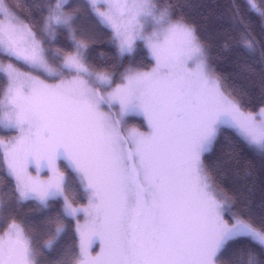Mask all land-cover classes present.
I'll return each mask as SVG.
<instances>
[{
  "label": "snow or ice",
  "instance_id": "obj_1",
  "mask_svg": "<svg viewBox=\"0 0 264 264\" xmlns=\"http://www.w3.org/2000/svg\"><path fill=\"white\" fill-rule=\"evenodd\" d=\"M35 6L38 24L0 0V128L17 133L0 139V181L11 180L0 187V264H41L42 250L56 253L48 264H264V214L250 198L218 191L202 159L221 126L264 157V106L245 110L237 90L226 88L211 65L210 44L180 5ZM252 15L264 35V0H231L236 46L259 53L264 65V39L252 31ZM82 17L110 33L117 61L133 57L140 42L152 67L130 64L117 82L115 71L90 66L97 38ZM62 32L70 47L58 44ZM130 115L142 116L148 130L129 127ZM84 196L87 204L78 205ZM29 202L32 215L20 216ZM241 238L250 243L224 259L229 242Z\"/></svg>",
  "mask_w": 264,
  "mask_h": 264
},
{
  "label": "trees",
  "instance_id": "obj_2",
  "mask_svg": "<svg viewBox=\"0 0 264 264\" xmlns=\"http://www.w3.org/2000/svg\"><path fill=\"white\" fill-rule=\"evenodd\" d=\"M3 2L18 12L25 21L38 24L42 13L35 5L41 0H3ZM237 2L244 4V0H237ZM172 3L180 5L179 11L185 14L189 22L197 26L199 36L210 44L211 65L218 74L223 76L227 89L237 90L245 110L251 109L254 112L264 106V65L259 63V53L250 55L242 47L236 46L235 41L239 39L240 30H234L229 20L231 0H172ZM250 19L254 34L258 39H264L258 18L252 15ZM80 23L87 32L94 34L97 38V42L92 44L88 52L90 66L115 71L117 82H119L120 73L124 72L130 64L133 67L140 66L143 70L152 66L151 58L142 43L138 42V50L133 57H124L117 61L114 45L107 43L110 33L95 25L90 17H82ZM226 40L230 44L227 49L224 47ZM58 44L70 47V42L63 32L58 37ZM245 64L250 65L253 71L243 70L242 65ZM126 121L128 125H134L140 129L146 127L143 118L139 116H128ZM12 132L13 130L0 128V137L10 136ZM202 159L210 169L218 191L229 196L243 195L250 198L251 207L257 214H264V208L261 207L264 203V157L257 155L254 150L247 147L234 130L221 126L211 152L205 153ZM245 170L251 175L244 176ZM0 177H4L2 170H0ZM10 184L11 180L6 177L0 181V187ZM86 202L87 198L84 196L76 203L84 205ZM26 214L32 215L31 202L20 209V216ZM225 219L233 222L228 213L225 214ZM74 228V221H72L69 227L70 235H74ZM47 238L43 236L40 243ZM247 243L250 242L244 238L229 242L228 250L223 253V258L228 259L230 250ZM252 247L256 246L252 245ZM42 251L44 255L40 256L41 264H48V261L56 255L55 251Z\"/></svg>",
  "mask_w": 264,
  "mask_h": 264
},
{
  "label": "rangeland",
  "instance_id": "obj_3",
  "mask_svg": "<svg viewBox=\"0 0 264 264\" xmlns=\"http://www.w3.org/2000/svg\"><path fill=\"white\" fill-rule=\"evenodd\" d=\"M4 3V2H3ZM152 67V66H151ZM150 67V68H151ZM147 70V69H146ZM48 82H51V81H48ZM259 110V109H258ZM257 110V111H258ZM257 111H254V112H257ZM130 116H139V115H130ZM139 117H141V118H143L142 116H139ZM143 120H144V118H143ZM144 122H145V128L144 129H140L141 131H147L148 129H147V122L144 120ZM129 127H131V126H134V125H128ZM137 127V126H136ZM138 128V127H137ZM17 135V133H16V131L15 130H13V132L10 134V136H7V137H0V139H3V140H5V141H7V140H9V139H11L12 137H15ZM33 174H35L34 172H33ZM87 204V202L84 204V205H86ZM80 206H83V205H80ZM79 219H80V223L81 224H83L84 223V221H85V217L81 214L80 215V217H79ZM234 222V221H233ZM231 223V222H230ZM74 226H75V221H74ZM98 252H100V244H99V241H97L96 242V244H94L93 245V252H92V254L93 255H95L96 253H98Z\"/></svg>",
  "mask_w": 264,
  "mask_h": 264
}]
</instances>
